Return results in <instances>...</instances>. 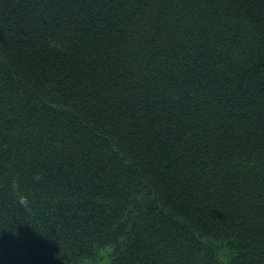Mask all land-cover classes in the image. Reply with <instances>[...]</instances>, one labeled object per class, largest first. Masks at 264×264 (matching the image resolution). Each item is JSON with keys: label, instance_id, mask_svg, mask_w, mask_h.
Wrapping results in <instances>:
<instances>
[{"label": "trees", "instance_id": "16d2710c", "mask_svg": "<svg viewBox=\"0 0 264 264\" xmlns=\"http://www.w3.org/2000/svg\"><path fill=\"white\" fill-rule=\"evenodd\" d=\"M0 264H264V0H0Z\"/></svg>", "mask_w": 264, "mask_h": 264}, {"label": "clouds", "instance_id": "9594fccd", "mask_svg": "<svg viewBox=\"0 0 264 264\" xmlns=\"http://www.w3.org/2000/svg\"><path fill=\"white\" fill-rule=\"evenodd\" d=\"M21 202H22V203L26 202V197H22V198H21Z\"/></svg>", "mask_w": 264, "mask_h": 264}]
</instances>
